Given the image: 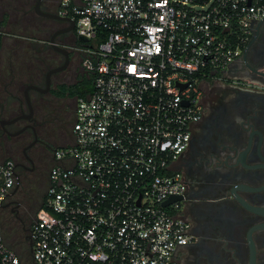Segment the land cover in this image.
<instances>
[{"label": "built area", "instance_id": "2783aa9c", "mask_svg": "<svg viewBox=\"0 0 264 264\" xmlns=\"http://www.w3.org/2000/svg\"><path fill=\"white\" fill-rule=\"evenodd\" d=\"M81 66L73 140L54 152L30 228L33 264H178L189 234L173 163L202 113L203 85L226 76L264 0H60ZM16 184L0 161V205ZM0 264H22L0 226Z\"/></svg>", "mask_w": 264, "mask_h": 264}, {"label": "flooded vegetation", "instance_id": "af4514ba", "mask_svg": "<svg viewBox=\"0 0 264 264\" xmlns=\"http://www.w3.org/2000/svg\"><path fill=\"white\" fill-rule=\"evenodd\" d=\"M47 1L41 8L57 12L60 0ZM46 20L49 37L58 31L55 41L68 50V60L52 49L49 61L19 82L16 100L0 105V158L13 160L16 176L0 206L29 251L35 203L45 198L54 152L73 140L78 94L72 86L87 78L73 48L81 41L75 30L67 31L68 22ZM54 68L59 70L47 75ZM28 86L40 89L27 90L31 110L24 96ZM201 101L188 145L173 163L183 183L179 217L189 234L176 259L178 264H264V19L254 25L226 76L203 85Z\"/></svg>", "mask_w": 264, "mask_h": 264}, {"label": "crops", "instance_id": "0c3cea01", "mask_svg": "<svg viewBox=\"0 0 264 264\" xmlns=\"http://www.w3.org/2000/svg\"><path fill=\"white\" fill-rule=\"evenodd\" d=\"M37 16L40 17L39 23L43 24L41 28L30 25L0 6V95L1 99L10 102L8 105L16 100L19 91L17 85L11 82L12 78L22 80L30 71L37 52L46 53L49 50V31L44 25L47 18Z\"/></svg>", "mask_w": 264, "mask_h": 264}, {"label": "trees", "instance_id": "16d2710c", "mask_svg": "<svg viewBox=\"0 0 264 264\" xmlns=\"http://www.w3.org/2000/svg\"><path fill=\"white\" fill-rule=\"evenodd\" d=\"M34 3H35V0H0V6L5 8L7 11L12 12L14 15L18 16V18H20L21 20L27 21L28 23H30V25L31 24H33V26L38 25V27L41 28V25L43 24L39 23L40 17H38L34 12V9H33ZM51 50L52 48L49 46V50H47L46 53L37 52L36 59L32 62V64H30L31 68L29 72L32 73L34 69H37V70L41 69L43 65L42 62L46 63L47 61H49V55L51 54ZM18 79L19 77H14L11 80L13 84L17 85V88L20 85L19 82H22L21 80H18ZM86 85H91L89 78L88 79L83 78L81 81L78 80V83L76 85H73L72 88L76 92V94H78L79 96V95H83V94L90 92L91 89L89 90L86 89ZM1 103L5 107V106H8L7 104L9 103V101L1 99V95H0V105ZM39 206L40 204L36 207V210L38 209ZM8 245L12 247L10 244ZM25 249L27 250V255L29 256V260H30L29 263L32 264L28 245L26 246ZM21 259H22V256H21ZM23 262L25 261L22 259V264Z\"/></svg>", "mask_w": 264, "mask_h": 264}, {"label": "water", "instance_id": "95a60500", "mask_svg": "<svg viewBox=\"0 0 264 264\" xmlns=\"http://www.w3.org/2000/svg\"><path fill=\"white\" fill-rule=\"evenodd\" d=\"M41 2L42 0H35V3H34V6H33V9H34V12L39 15V16H42L44 18H47V19H50V20H53V21H59V22H62V21H65V22H68L69 23V27L67 28V31L68 30H72L74 29V26H75V22L73 19H71L69 16H61L59 14H57V12H52V11H47V10H43L41 8ZM58 33V31L54 32L48 39L47 43L48 45L58 51V52H61L66 60H68V50L63 47V46H60L56 43L55 41V35ZM77 39L79 40H83L84 38L79 36L77 37ZM59 70V68H54V69H51L48 71L47 75H49L51 72H54V71H57ZM29 87H32L34 89H37V90H40L37 86H28L25 91H24V96H25V100L29 106V109L31 110V106H30V102H29V97H28V93H27V90ZM16 118H14L13 120H15ZM4 122V121H2ZM182 196H177V197H170L169 199L165 200L162 205H168L172 200H179ZM31 251V250H30ZM252 264V262H251Z\"/></svg>", "mask_w": 264, "mask_h": 264}, {"label": "rangeland", "instance_id": "374dc122", "mask_svg": "<svg viewBox=\"0 0 264 264\" xmlns=\"http://www.w3.org/2000/svg\"><path fill=\"white\" fill-rule=\"evenodd\" d=\"M86 89L88 90L91 89V85H86ZM3 159H1L0 161H2ZM37 188H39V183ZM23 190L24 188L21 187L19 193L23 192ZM35 204H36L35 206L37 207L39 203H35ZM0 226L4 233L6 242L10 244L12 247H14V249H16V251L22 256V259L25 261L23 262V264H30L29 256L27 255V250L25 249L27 246V242H25L23 233L20 231L18 226L13 223L8 211L1 208V206H0Z\"/></svg>", "mask_w": 264, "mask_h": 264}]
</instances>
